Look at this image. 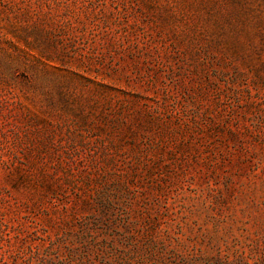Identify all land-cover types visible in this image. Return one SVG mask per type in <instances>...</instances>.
Here are the masks:
<instances>
[{
  "label": "rangeland",
  "instance_id": "rangeland-1",
  "mask_svg": "<svg viewBox=\"0 0 264 264\" xmlns=\"http://www.w3.org/2000/svg\"><path fill=\"white\" fill-rule=\"evenodd\" d=\"M0 264H264V0H0Z\"/></svg>",
  "mask_w": 264,
  "mask_h": 264
}]
</instances>
